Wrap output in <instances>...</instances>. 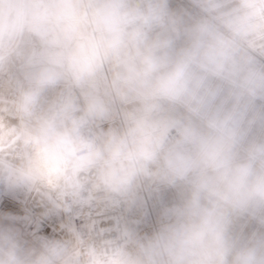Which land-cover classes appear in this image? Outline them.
I'll list each match as a JSON object with an SVG mask.
<instances>
[{
  "label": "clouds",
  "instance_id": "obj_1",
  "mask_svg": "<svg viewBox=\"0 0 264 264\" xmlns=\"http://www.w3.org/2000/svg\"><path fill=\"white\" fill-rule=\"evenodd\" d=\"M0 264H264V0H0Z\"/></svg>",
  "mask_w": 264,
  "mask_h": 264
}]
</instances>
